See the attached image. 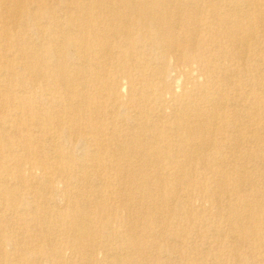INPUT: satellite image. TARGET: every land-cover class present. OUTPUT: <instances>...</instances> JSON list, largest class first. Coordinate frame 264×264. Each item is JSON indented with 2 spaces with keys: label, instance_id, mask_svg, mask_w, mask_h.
Listing matches in <instances>:
<instances>
[{
  "label": "rangeland",
  "instance_id": "1",
  "mask_svg": "<svg viewBox=\"0 0 264 264\" xmlns=\"http://www.w3.org/2000/svg\"><path fill=\"white\" fill-rule=\"evenodd\" d=\"M123 1L0 0V264H264V0Z\"/></svg>",
  "mask_w": 264,
  "mask_h": 264
},
{
  "label": "bare ground",
  "instance_id": "2",
  "mask_svg": "<svg viewBox=\"0 0 264 264\" xmlns=\"http://www.w3.org/2000/svg\"><path fill=\"white\" fill-rule=\"evenodd\" d=\"M206 3H208V1L203 2L202 0L200 2H199V0H184L183 3H182V0H180V3H177V4L171 3L170 0H124L120 5L115 4V3H108V7L109 8H112L111 10H113V9H117L118 10L119 9V6H120L121 9L123 7H126V9L129 10V11H131V12L125 13V15H124L125 18H128L131 15H139L140 17H143V19H139L137 17L134 18V20L132 22L133 30L135 29L138 32L137 36H140L142 34L145 37V34L147 32L148 35H149V38L154 37V39L157 41V44L154 46V50L157 51L158 55L160 54V56H158V59L165 60L167 57H169V55H167L166 49H168V52H169L173 48H176V46L173 45V44H169V43L167 45H164V43H162V44L159 43V40L161 39L160 34H163L164 33V34H167V35H171L175 31L176 25H179L181 22H183V17L180 16L181 13L179 12L182 7H185V8L195 7V6H199L200 7L201 5H199V4H206ZM175 5H178L177 7H175L176 13H175V11L173 9V7ZM172 19L174 21V24L171 23V20ZM220 20H221V22H224L227 19H225L224 17H222ZM240 22L241 21H239V20L238 21H234L233 25L231 26L232 29L230 31H228V36H229V38L231 40L228 39V41L222 42V45L223 44H229V43H231L232 40L238 39L237 36H238V34L240 35V33H242L241 30H247V31H249L248 30V27H246L245 25H243ZM150 29H152V30L154 29L156 33L155 32H151ZM161 29L163 31H160ZM143 30H145L144 31L145 34L141 32ZM101 31H104V30H102V29L100 30L99 29V32H101ZM128 39H129L128 35L127 36L125 35V37L123 38V40H125V41L128 40ZM247 42H248V40H247ZM83 44H84V42H83ZM238 44H240V42ZM60 45H58V46H60ZM58 49H59V47H58ZM75 49H76V44L70 42V44H69V52H73ZM143 49H145V45L143 46ZM55 51H56V49H55ZM118 52H119V54H121V56L128 57V55L126 53H124V52H122L120 50ZM210 52H212V53L215 52L214 53V57L215 58H225L227 56V53L224 52L223 49H219V50L211 49ZM210 52L208 51V54ZM197 58H199V57H197ZM255 61H257L256 58H255ZM202 62L206 63V65H210V63L212 62V60L210 58L204 57L202 59ZM215 70L216 69H214V71ZM139 72L137 73V76H143V74H140ZM179 73H183V72L181 70H179ZM122 79H126V78L123 77ZM206 82H208V80ZM184 95H186V92H184ZM212 102H220V99L215 96L212 99ZM184 113L186 114V112H184ZM210 117H211V120L213 119V121L215 120L214 118H216L215 116H211V115H210ZM216 122H217V118H216ZM214 125H216V123ZM179 126L181 128H185V124H182V125L180 124ZM230 127H231L230 128V131L231 132L238 133V131H237V129L235 127H233L232 125H230ZM147 136H148V134H147ZM153 137H155V136H153ZM155 138H157V137H155ZM130 145L131 146H134L135 143L130 144ZM221 146H228V145H221ZM217 159H218V157H217ZM142 160H144V158H142ZM119 264H121V262Z\"/></svg>",
  "mask_w": 264,
  "mask_h": 264
}]
</instances>
